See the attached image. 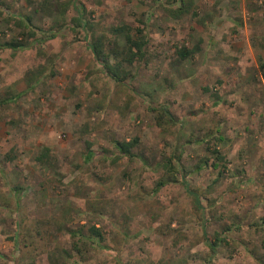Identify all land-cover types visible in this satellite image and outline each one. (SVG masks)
Listing matches in <instances>:
<instances>
[{"label": "rangeland", "instance_id": "obj_1", "mask_svg": "<svg viewBox=\"0 0 264 264\" xmlns=\"http://www.w3.org/2000/svg\"><path fill=\"white\" fill-rule=\"evenodd\" d=\"M119 26L148 42L124 82L90 46L102 38L118 63ZM12 39L32 47L0 49V264H264V0H0V42ZM162 106L176 125L158 124ZM214 149L220 168L185 176L203 209L181 183L153 191L166 160L190 172Z\"/></svg>", "mask_w": 264, "mask_h": 264}, {"label": "trees", "instance_id": "obj_2", "mask_svg": "<svg viewBox=\"0 0 264 264\" xmlns=\"http://www.w3.org/2000/svg\"><path fill=\"white\" fill-rule=\"evenodd\" d=\"M186 13L183 8H180L178 11H176V15L180 17ZM77 16L73 19L72 25L73 28L76 30V28H81L85 30V27L87 26L86 20L83 18V14L81 10L78 9ZM23 28L29 29L28 36L32 38H36L37 34L36 31L31 27V18L30 17H24L22 19ZM144 29V28H143ZM143 29H136L137 34H141L144 30ZM133 29L128 26H119L117 28H114L112 30L113 35L116 39H123L125 43V49L123 50L121 60L118 63H111L109 60V56L105 53V42L102 38H94L92 41H90V46L92 53L94 55V58L97 62L102 63L104 68L107 70L108 74L116 81L118 82H124L126 78L125 73V66H134L137 63H141L146 58V47H147V40L144 39V37L136 36V34L133 33ZM51 34L47 33L49 36L44 33L45 38L44 40H50L54 39L56 37V34H53L52 31H50ZM85 38L88 41V36L86 35ZM32 47V42H29L28 40H21V39H12L9 42L1 43L0 42V49H11L13 51H20V50H27ZM199 50V47H194L192 49H189L187 47H182L177 50L176 54L180 61H186L194 58ZM260 68L263 70L264 65L261 64ZM262 75L264 76V70L262 71ZM7 102V100L0 101V105L2 103ZM158 124L162 125L163 122L171 125H176L177 120L172 115L170 110L162 106L160 110L158 111ZM219 136L216 138L217 141H223L224 138L221 134V130H217ZM201 143H206V140H201ZM136 142H116V146L121 153V156H126L128 158H133L135 155L133 153V149L135 147ZM48 149H44V151L37 157V160L40 162L48 161L50 160ZM212 154L216 156V162H213L212 164H209V160H202L200 164H198L194 169L190 170V172H186V169L181 164L182 156H173L172 158H169L162 164V168L166 170V178L159 180L156 183V186L154 188V192L160 191L162 188L166 187L167 185L171 183H181L186 191V193L193 198V201L196 205V207L201 210L203 209L200 196L199 194L194 191L190 183L186 180V174H195L199 171L203 170L204 168L208 166H212L214 168H220V163L226 161V158L222 155V153L214 149L212 151ZM94 156V153L91 151V144H88V153L86 155V160L90 161ZM51 164V163H50ZM227 167L224 166L222 170L219 171V177L221 175L225 174L227 171ZM264 223V221H263ZM89 234L91 235V238H97L98 240L103 241L102 233L99 229L92 226L89 229ZM223 238L217 233L215 235L214 241H210V249L212 251V255H215L217 246L221 245L223 242Z\"/></svg>", "mask_w": 264, "mask_h": 264}]
</instances>
